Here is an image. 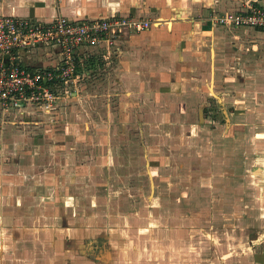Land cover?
Wrapping results in <instances>:
<instances>
[{"label":"crops","instance_id":"0c3cea01","mask_svg":"<svg viewBox=\"0 0 264 264\" xmlns=\"http://www.w3.org/2000/svg\"><path fill=\"white\" fill-rule=\"evenodd\" d=\"M249 5L264 7V0H0V15L44 23L53 22L59 15L86 21L112 14L142 17L152 23L138 32L126 31L113 45L77 50L75 80L63 85L62 96L51 108L32 103L0 106V212L8 202L15 207V216H20L25 206L31 209L42 205L47 208L45 222L49 224L53 214L50 206H62L66 215L57 217L66 224L72 214L68 196L75 188L93 189L96 184L89 177L94 179L104 173L98 166L104 157L112 163L127 157L144 161L152 152L164 159L159 146L150 148L151 141L170 147L190 144L189 150L191 140L185 142L184 138L182 142V137L203 134L202 126L207 120L204 111L216 102L227 110L222 115L230 128L228 136H220V140L209 138V162H213L212 143L232 142L237 154L231 158H239L241 166H245L247 158H253L254 174L264 175V27L233 26L214 19L227 10H244ZM1 59L42 70L57 67L61 54L56 44H38L16 51L13 58L0 54ZM85 77L102 81L96 87L91 85V90L84 84ZM212 98L216 101L211 103ZM183 115L193 120L188 135L182 131ZM58 121L61 131L55 130ZM135 135L141 136V145L132 143L136 138L132 140L131 136ZM122 136H130L125 148L118 145ZM150 136L158 139L151 140ZM87 139L93 145L92 162L77 155L79 161L70 167L69 160L76 157L72 149ZM100 140L102 144L108 140V156L102 157L95 145H101ZM131 161L126 160L133 164ZM220 164L226 171L219 175L225 177L226 183L212 188L219 169L216 172L210 166L209 192H229L235 197L239 187L227 186L231 184L227 182L229 171L226 162ZM87 165H91L94 177L83 178L88 180L84 185L78 179L88 173ZM241 166L235 164L232 171ZM26 176L29 184L25 183ZM21 177L24 181H20ZM262 181L254 183L258 187L255 206L260 207H264ZM19 188L29 194L22 196L20 191L9 200V192H19ZM58 192L62 197L54 203ZM33 195L42 199L32 200ZM79 217L75 215L74 223L81 221ZM79 229L65 233L67 242L85 237L90 239L87 244L95 248L99 240L108 237L104 230ZM147 231L146 226H141L138 233L145 236ZM128 233L126 237L131 238ZM259 255L264 259V250ZM90 256L95 257V253ZM252 262L259 264L256 258Z\"/></svg>","mask_w":264,"mask_h":264},{"label":"rangeland","instance_id":"374dc122","mask_svg":"<svg viewBox=\"0 0 264 264\" xmlns=\"http://www.w3.org/2000/svg\"><path fill=\"white\" fill-rule=\"evenodd\" d=\"M85 78L84 84L91 90V85L97 86L102 81L96 77ZM210 101L216 100L212 98ZM226 111L217 102L205 109L207 120L202 126L203 134L182 137V142L184 138L185 142L191 140L189 150L190 144L170 147L151 141L150 148L152 145L159 146L164 159L151 152L144 161L136 157L131 161L127 157L126 160L133 164L118 158L112 163L104 157L108 156L111 148L108 147V140L105 146L100 140L101 145H95L104 157L102 164L98 165L104 173L94 177L91 165H87L85 171L88 173L78 180L85 185L88 176H93L94 179H89L96 185L87 191L75 188L73 195L68 196L72 214H69L71 216L66 224L57 217L66 215L67 210L62 206H50L49 211L53 214L47 224L46 206L33 205L31 209L25 206L20 216H15V207L8 202L0 212V264H253L255 258L259 264H264L263 257L259 255L264 250V207L255 206L258 187L254 186L255 180L263 182L264 175L254 174L253 158H247L245 166L239 164V158L238 161L231 158L237 154L236 144L232 142L212 143L213 162H209V138L220 140V136H228L230 127L223 117ZM216 115L219 117L216 118ZM57 116L61 122L62 118ZM183 120L182 131L188 135L192 127L189 123L193 120L189 117L184 119V115ZM59 121L55 130L61 131ZM133 128L137 129V126ZM31 129L33 127L28 130ZM122 137L118 145L125 148L130 136ZM131 137L132 140L136 138L132 143L141 145L138 141L141 136ZM150 138L158 139L157 136ZM90 142L91 139L83 140L72 149L76 157L69 160L70 167L79 161L77 155L82 156L83 161L92 162L90 151L93 145ZM137 150L140 151L139 148ZM224 162L229 171L227 182L231 181L227 186L239 187L235 197L229 192H209L210 166L216 172L219 169L212 188L226 183L223 180L225 177L219 175L226 171L220 164ZM110 164H113L112 167ZM235 164L241 167L233 172ZM21 180L24 181V178L21 177ZM29 182L26 176L25 183ZM21 189L9 192V200L21 192L22 196L29 194V191ZM61 197V192L56 193L54 203ZM31 199L42 198L33 195ZM75 215L80 216V224L74 223ZM80 226L89 230H104L108 237L105 241L99 240L95 248L87 244L90 239L85 237L67 242L65 233H74ZM141 226H146L148 230L145 236L138 233ZM127 232L131 238L126 237ZM92 253L95 257L90 256Z\"/></svg>","mask_w":264,"mask_h":264},{"label":"built area","instance_id":"2783aa9c","mask_svg":"<svg viewBox=\"0 0 264 264\" xmlns=\"http://www.w3.org/2000/svg\"><path fill=\"white\" fill-rule=\"evenodd\" d=\"M215 20L233 26L264 27V7L249 5L244 10H227ZM151 21L131 15L112 14L86 21L59 15L53 22L0 15V54L13 58L16 51L38 44H56L61 61L57 67L30 70L18 62L0 60V106L23 103L51 108L62 96L63 85L74 82L77 50L83 46L113 45L126 32H138ZM66 88V86H65Z\"/></svg>","mask_w":264,"mask_h":264}]
</instances>
